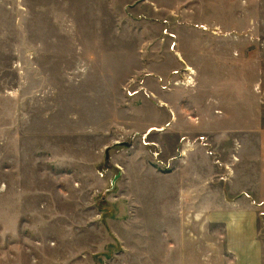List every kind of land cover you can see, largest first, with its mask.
Instances as JSON below:
<instances>
[{
	"label": "rangeland",
	"instance_id": "1",
	"mask_svg": "<svg viewBox=\"0 0 264 264\" xmlns=\"http://www.w3.org/2000/svg\"><path fill=\"white\" fill-rule=\"evenodd\" d=\"M219 46L238 67L199 64ZM215 96L228 117L191 129ZM221 125H264V0H0V264H136L121 223L167 221L153 170Z\"/></svg>",
	"mask_w": 264,
	"mask_h": 264
},
{
	"label": "crops",
	"instance_id": "2",
	"mask_svg": "<svg viewBox=\"0 0 264 264\" xmlns=\"http://www.w3.org/2000/svg\"><path fill=\"white\" fill-rule=\"evenodd\" d=\"M223 50L222 46L216 47L215 56L211 57L209 53L213 48H204L199 64L207 68L211 64L219 70L223 66L228 69L238 67L239 51L231 47L224 57ZM188 74L192 75L191 72ZM254 85L255 81L253 88ZM255 102L253 97V106ZM203 104L205 107L199 113L204 117L202 124L192 125L191 129L213 134L209 118L225 119L229 108L217 96L205 99ZM221 126L216 128L220 134L216 140L208 139L206 144L189 149L185 147V157L173 158V172L162 174L153 170L157 179L169 180L167 221L157 229L154 239L140 220L137 224L121 223L122 229H126L124 237L130 244L134 240L132 245L149 242L152 245L149 253L127 254L130 262L264 264V244L260 234L264 208L261 205L264 202V125L259 129L254 125L242 130ZM249 132L260 134L257 153L252 142L240 139L239 134ZM212 148H215V155L210 151ZM131 225L137 228L133 230Z\"/></svg>",
	"mask_w": 264,
	"mask_h": 264
}]
</instances>
